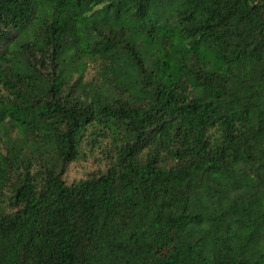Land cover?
Listing matches in <instances>:
<instances>
[{"label":"trees","instance_id":"16d2710c","mask_svg":"<svg viewBox=\"0 0 264 264\" xmlns=\"http://www.w3.org/2000/svg\"><path fill=\"white\" fill-rule=\"evenodd\" d=\"M0 264H264V0H0Z\"/></svg>","mask_w":264,"mask_h":264},{"label":"rangeland","instance_id":"374dc122","mask_svg":"<svg viewBox=\"0 0 264 264\" xmlns=\"http://www.w3.org/2000/svg\"><path fill=\"white\" fill-rule=\"evenodd\" d=\"M68 57L66 56H62V61L64 63L65 66H67L68 63ZM215 61V59H213ZM222 64L221 61H219L218 65ZM76 72L74 71H68V70H64L62 77L64 79H71L74 74ZM113 74V72H110ZM130 79L133 80V72L129 73ZM123 84H126L128 86V82L124 79L123 80ZM131 84L133 85V82H131ZM105 85L102 84V80L100 79L99 81L96 82H91L90 85H82L77 89L76 95L81 98L84 101H91L93 99H95L96 94L98 95V97H102V96H109L110 92L108 90L105 89L104 87ZM188 92V91H186ZM94 166L91 164H86L85 166H81V165H73L71 166V168L69 169V172L67 174V177H69V179H73L75 177H80L82 176L85 171L89 168H93Z\"/></svg>","mask_w":264,"mask_h":264}]
</instances>
